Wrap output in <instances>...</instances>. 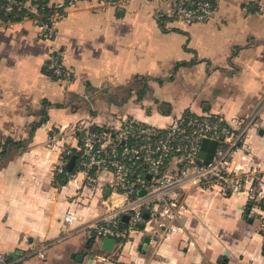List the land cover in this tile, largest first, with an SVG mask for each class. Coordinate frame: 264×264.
<instances>
[{"label":"crops","instance_id":"obj_1","mask_svg":"<svg viewBox=\"0 0 264 264\" xmlns=\"http://www.w3.org/2000/svg\"><path fill=\"white\" fill-rule=\"evenodd\" d=\"M174 1L78 0L53 39L30 17L0 18V141L20 144L0 155V252L10 264H264V203L246 192L187 186L181 232L139 224L108 250L82 226L104 212L110 173L88 185L76 157L65 163L73 176L54 169L83 125L111 131L130 118L163 129L191 112L246 128L231 167L264 186V0H213L191 24L172 15ZM54 49L68 76L48 72Z\"/></svg>","mask_w":264,"mask_h":264},{"label":"built area","instance_id":"obj_2","mask_svg":"<svg viewBox=\"0 0 264 264\" xmlns=\"http://www.w3.org/2000/svg\"><path fill=\"white\" fill-rule=\"evenodd\" d=\"M77 1L61 0L51 5L54 10L48 22L33 19L40 37L53 39L56 24L64 17L65 9ZM12 4L13 0H6L5 10H11ZM27 6L38 13L36 3ZM212 9L213 0H175L171 13L175 19L191 24L205 21ZM46 66L57 78L69 75L57 49L48 57ZM81 128L80 142L75 148L62 149L54 169L57 173L73 176L65 169V163L75 154L77 171L85 174L88 185L96 183L100 174L110 173L104 212L82 226L97 237L123 239L139 224L146 230L157 231L160 236L181 232L179 218L185 208L183 195L187 186L216 187L226 194L246 192L253 202L264 203V186L255 184L257 178L250 182L247 170L231 167L245 127L233 130L221 118L183 113L163 129L130 118H123L111 131L97 130L89 125ZM57 136L53 133L52 140ZM203 138L217 141L212 158L206 164L198 161ZM123 216H128L126 222ZM64 218L69 224L73 221L70 213ZM37 254L43 256V249L38 248ZM10 263L0 252V264Z\"/></svg>","mask_w":264,"mask_h":264},{"label":"trees","instance_id":"obj_3","mask_svg":"<svg viewBox=\"0 0 264 264\" xmlns=\"http://www.w3.org/2000/svg\"><path fill=\"white\" fill-rule=\"evenodd\" d=\"M48 1L49 0H13L11 10L7 11L5 10L6 0H0V18L5 22L19 21L26 17L37 19L39 22H48V16L54 10V7L49 5ZM29 3H36L37 14L28 8L27 5ZM48 72L51 73L49 70ZM11 146L20 147L19 141H15L12 138H6L4 141H0V155L5 154Z\"/></svg>","mask_w":264,"mask_h":264},{"label":"water","instance_id":"obj_4","mask_svg":"<svg viewBox=\"0 0 264 264\" xmlns=\"http://www.w3.org/2000/svg\"><path fill=\"white\" fill-rule=\"evenodd\" d=\"M217 146V141L215 139H210V138H203L200 143V148L198 151V161L201 163H208L209 160L212 158L213 152ZM76 155L73 154L70 156L68 162H67V168L71 169L74 161H75ZM246 213H248L249 208L247 207L245 209ZM145 216H147V213H144ZM128 216H123L122 219L127 220ZM114 244V239L105 237L102 240V247L105 249L110 250L112 245ZM83 254H77V258L81 259Z\"/></svg>","mask_w":264,"mask_h":264}]
</instances>
